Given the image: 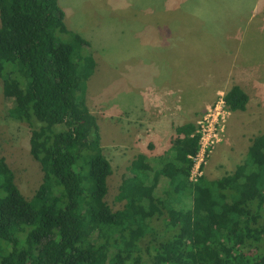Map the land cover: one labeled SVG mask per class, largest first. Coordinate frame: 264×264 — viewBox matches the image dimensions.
Wrapping results in <instances>:
<instances>
[{"label": "trees", "instance_id": "1", "mask_svg": "<svg viewBox=\"0 0 264 264\" xmlns=\"http://www.w3.org/2000/svg\"><path fill=\"white\" fill-rule=\"evenodd\" d=\"M89 47L57 0H0L3 95L43 173L27 199L0 157V264H264V133L233 171L192 181L200 134L173 124L167 150L131 161L111 209L112 168L86 106ZM223 99L236 111L248 96L232 85Z\"/></svg>", "mask_w": 264, "mask_h": 264}, {"label": "rangeland", "instance_id": "2", "mask_svg": "<svg viewBox=\"0 0 264 264\" xmlns=\"http://www.w3.org/2000/svg\"><path fill=\"white\" fill-rule=\"evenodd\" d=\"M250 1L57 0L64 11L66 27L90 42L89 53L95 66L86 80V106L97 117L103 153L111 164L104 199L112 210L123 205L115 196L122 175L135 158L131 130L150 134L157 132V123L169 121L157 146H146V137L140 142L146 156H154L170 146L173 124L190 121L198 124L208 108L214 107L219 93L224 94L223 91L213 95L215 78L203 74L205 68H211L203 65L209 64V56L224 55L221 60L227 56L228 62L235 66L242 62L246 66L252 61L261 64L259 70L264 71V0H256L254 8ZM200 23L199 27L207 25L211 29V35L208 32L194 35ZM185 31L186 44L181 35L178 42V35ZM196 37H202L201 48L197 46L194 50ZM195 51L203 55L202 69L196 71L199 75L158 74L162 71L160 55L172 56L173 65L179 55L189 58ZM231 82L232 78L223 82L221 89ZM168 90L171 99L169 96L162 99ZM143 98L152 103L148 117L137 107ZM12 105L13 100L3 95L0 78V157L5 158L19 190L29 199L41 183L43 173L30 152L28 124L8 115ZM152 111L157 115L154 120ZM147 120L154 127L146 126L150 123ZM219 122L222 127L219 139L203 164L202 175L209 179L233 171L243 161L251 139L264 133V105H249L244 112L229 111Z\"/></svg>", "mask_w": 264, "mask_h": 264}, {"label": "crops", "instance_id": "3", "mask_svg": "<svg viewBox=\"0 0 264 264\" xmlns=\"http://www.w3.org/2000/svg\"><path fill=\"white\" fill-rule=\"evenodd\" d=\"M250 5L251 8H254V5H256V0H251L250 1ZM200 24L196 25L199 28L198 32H195V36H203L204 32H208L211 35V29L205 25L204 27L201 26L199 27ZM180 35L183 36L184 40L183 43L186 44V41L188 39V36L186 35V31L185 33H180L179 36V40L178 42H181L180 39ZM154 36H152L153 38ZM187 38V39H186ZM197 38V39H196ZM195 39V48L194 50H196V47L199 46L201 48V38L196 37ZM228 38V37H227ZM151 39V37L147 38V41L149 42V40ZM154 45V44H153ZM179 54H180V50H179ZM178 54V55H179ZM244 54L246 55V51L244 52ZM191 55V53H190ZM217 57H210L209 56V64L203 63V55H198V53L195 51L194 55L192 57L188 58V55H179V57L175 58V63L173 65L170 64V62H172V56H167V55H160L159 59L160 62L162 63V68L160 70H162L161 72H159L158 74L161 75H178V76H185L186 74L188 75H199V73H197V70L202 69L203 65H209L211 68L210 70L205 68V71L203 72L204 75L206 76H211L213 77V79L215 78V81L212 82V94L216 95V93L218 92H226L232 85H238L248 96V100L246 102L245 105V109L251 105L252 107H259V106H263L264 105V85L262 84V82H264V71L261 72L260 66L261 64H246V66H244V63L242 62L241 65H237L235 66V64H232L230 62H228V58L227 56L225 58H223L222 60L220 59L221 57H224V55H216ZM199 57L201 59H199ZM230 58V55H229ZM205 60H208L207 56H204ZM187 61V62H186ZM198 63V64H197ZM203 63V65H202ZM256 65V66H255ZM257 67V70L255 71L253 68ZM256 69V68H255ZM232 78V82L228 85V87L226 86L225 89H221L222 83L226 82L227 80L230 81ZM220 80V82L218 80ZM229 83V82H228ZM225 87V86H224ZM170 91H166L165 94H163L161 96V98L164 100H166L169 96L168 99L170 98ZM146 97V96H145ZM148 98H143V102H141L140 106H137L138 109H140L142 112H146V115H144L145 117H148L150 115V108L152 106V103H150V101L148 100ZM174 99V98H173ZM156 108V107H155ZM244 110H236V111H242L244 112ZM140 111V112H141ZM152 116L151 118L154 120L157 115L152 111ZM159 118V117H158ZM164 120V119H163ZM148 121V120H147ZM150 122V121H148ZM169 121H165L163 123H157V132H152L150 134H146V133H140L139 129H135L133 128L131 130V140H132V148L135 150V156L138 154H145L144 151H142V143L141 140L143 138H147V143L146 146H157V141H159L161 138H163V134L162 132L165 131L166 129V124H168ZM150 125V127H154L153 124H151V122L148 124H146V126ZM170 126V125H169ZM149 130V129H148ZM102 146V145H101ZM104 146H102L103 148ZM169 148V146L164 149L163 151L155 154L154 156L160 155L162 154L165 150H167ZM147 157H150L149 155ZM217 179V178H216Z\"/></svg>", "mask_w": 264, "mask_h": 264}, {"label": "built area", "instance_id": "4", "mask_svg": "<svg viewBox=\"0 0 264 264\" xmlns=\"http://www.w3.org/2000/svg\"><path fill=\"white\" fill-rule=\"evenodd\" d=\"M229 111L230 110L225 106L223 93H219L218 100L214 107H209L206 116L196 124V132L200 134L199 148L195 155L190 156L193 160V166L191 167L189 174L190 180L195 181L200 175H202V165L209 156L215 142L218 141L219 132L222 131L219 118L220 121H223L225 115H227Z\"/></svg>", "mask_w": 264, "mask_h": 264}]
</instances>
